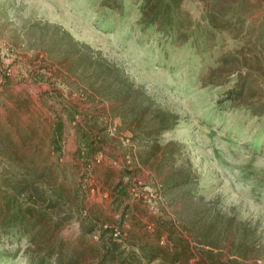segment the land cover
Listing matches in <instances>:
<instances>
[{
	"label": "rangeland",
	"instance_id": "374dc122",
	"mask_svg": "<svg viewBox=\"0 0 264 264\" xmlns=\"http://www.w3.org/2000/svg\"><path fill=\"white\" fill-rule=\"evenodd\" d=\"M141 3L0 0V264H264V0Z\"/></svg>",
	"mask_w": 264,
	"mask_h": 264
},
{
	"label": "trees",
	"instance_id": "16d2710c",
	"mask_svg": "<svg viewBox=\"0 0 264 264\" xmlns=\"http://www.w3.org/2000/svg\"><path fill=\"white\" fill-rule=\"evenodd\" d=\"M179 1L180 0H157V3L154 5L155 8H153L154 10H150L147 6L150 0H141V22L145 23L146 25L156 24L161 32H165L166 34L172 33L176 35L182 25L180 24V20L182 19L179 20V16H177V13L179 12L177 4L179 3ZM171 4L174 7V13L169 11L170 9L172 10ZM156 5H158L157 7L159 8H156ZM119 6L120 3L116 5V7ZM159 10L161 12V15L160 18L157 19ZM61 138L62 122L61 119L58 118L55 121L53 133L49 140V145H51L53 152H59L58 149L60 148ZM29 172L30 170H28L26 173L29 175ZM89 230H92V228H88V231ZM170 231V228H163L162 226L156 227L153 236L156 237L157 240H154V244H150L148 247H145V245H141L138 250L130 249V253L125 256L121 255L125 250L120 249V242L116 237L110 236L108 241L105 242V250L100 260L98 261V264H106V262L112 263L115 260H119V264H141L140 260L136 259L137 255H139L140 257H145L147 259V262H152L153 260L158 259L165 250L164 245H161L160 241L158 240L163 236L164 233H167L168 238L166 245L169 246V244H171L172 249H175L177 246H181V239L177 237L173 238V233Z\"/></svg>",
	"mask_w": 264,
	"mask_h": 264
}]
</instances>
